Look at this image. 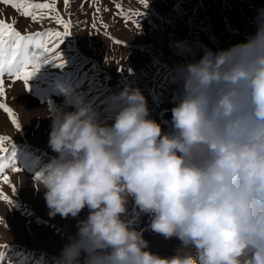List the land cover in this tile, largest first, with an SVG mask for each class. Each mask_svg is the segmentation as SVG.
<instances>
[{
  "label": "clouds",
  "instance_id": "9594fccd",
  "mask_svg": "<svg viewBox=\"0 0 264 264\" xmlns=\"http://www.w3.org/2000/svg\"><path fill=\"white\" fill-rule=\"evenodd\" d=\"M173 82L168 131L131 86L108 98L111 124L80 99L52 119L57 155L37 187L49 216L88 209L61 264L82 254L86 264H264V22L246 42L178 65ZM141 215L180 241L176 254L149 250Z\"/></svg>",
  "mask_w": 264,
  "mask_h": 264
},
{
  "label": "rangeland",
  "instance_id": "374dc122",
  "mask_svg": "<svg viewBox=\"0 0 264 264\" xmlns=\"http://www.w3.org/2000/svg\"><path fill=\"white\" fill-rule=\"evenodd\" d=\"M55 2L58 14L71 21V35L58 49L63 67L54 60L43 63L42 58L28 87L5 77L6 94L0 98L20 124L17 129L13 117L0 109V136L10 138L6 146H14L21 169H6L9 183L0 181V191L11 201L0 200V264H61L63 246L77 232L78 220L88 215L85 208L77 218L49 216L37 187L36 176L57 155L48 146L52 119L60 110H75L66 107L68 100L91 104L100 121L111 124L108 98L125 86L139 88L149 118L168 131L179 91L173 82L177 66L199 59L205 49L218 51L246 42L264 22V0H146L147 6L141 0H69L67 7L62 0ZM41 14L44 19L33 21L0 0V19L14 23L22 34L63 31L48 18V10ZM178 42H185L190 51L178 49ZM132 208L129 199L128 218ZM136 228L143 230L153 253L167 257L180 249L178 239L151 231L148 215H141ZM78 264H86L83 254Z\"/></svg>",
  "mask_w": 264,
  "mask_h": 264
},
{
  "label": "snow or ice",
  "instance_id": "6c2138e0",
  "mask_svg": "<svg viewBox=\"0 0 264 264\" xmlns=\"http://www.w3.org/2000/svg\"><path fill=\"white\" fill-rule=\"evenodd\" d=\"M4 3L10 4L13 8L20 11L22 16L30 17L33 21L45 18L41 13L48 10V18H54L57 24L63 26V31L52 32L41 31L34 33L22 34L14 27V23H8L0 19V98L5 96V77L10 78L13 82L22 81L28 87L29 80L39 71L41 60L43 63L56 61V66L63 67L64 60L58 49L64 39L71 35L70 20L60 16L56 9V2L35 3L30 0H3ZM65 7L68 6L69 0H62ZM147 6L146 0H141ZM117 8L121 5L117 4ZM99 11V8L96 9ZM56 39L53 40L52 38ZM0 109H3L10 117H13L11 123L20 128L18 120L13 116V110L5 103H0ZM9 137L0 136V181L4 184L9 183V176L5 174L6 169L13 172H19L21 169L16 166L14 159V146L10 150L6 146ZM38 174L36 179L39 178ZM15 192V187L12 188ZM0 200L11 203L9 197L0 191Z\"/></svg>",
  "mask_w": 264,
  "mask_h": 264
}]
</instances>
